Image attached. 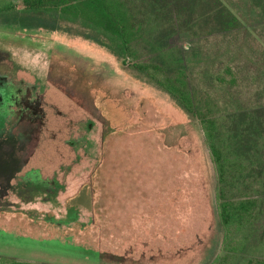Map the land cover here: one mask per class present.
Listing matches in <instances>:
<instances>
[{"label": "rangeland", "instance_id": "obj_1", "mask_svg": "<svg viewBox=\"0 0 264 264\" xmlns=\"http://www.w3.org/2000/svg\"><path fill=\"white\" fill-rule=\"evenodd\" d=\"M221 1L239 19V29L169 36L160 29L154 47L146 40L140 55L155 65L159 52L174 53L184 60L198 99L215 97L223 114L250 112L264 107V15L249 0ZM0 55L41 88L52 82L50 100L65 112L75 109L74 125L86 130L83 139L70 134L68 146L64 137L33 161L50 186L31 178L26 188L23 179L18 198L0 199V256L47 264H211L226 255L200 124L170 96L109 50L62 32L0 24ZM19 86L27 90L23 82ZM50 127L67 129L57 120ZM99 166L105 176L97 179ZM141 168L149 179L131 180ZM110 173L122 177L110 179ZM40 188L49 189L47 197L37 195ZM132 192L157 193L152 201L162 198L164 213L170 212L163 220L146 208L150 220L143 223L136 207L128 211L126 195L137 197ZM239 255L230 264L264 259L254 247Z\"/></svg>", "mask_w": 264, "mask_h": 264}, {"label": "trees", "instance_id": "obj_2", "mask_svg": "<svg viewBox=\"0 0 264 264\" xmlns=\"http://www.w3.org/2000/svg\"><path fill=\"white\" fill-rule=\"evenodd\" d=\"M249 1L264 15V0ZM0 24L24 31L62 32L91 41L170 96L191 120L199 122L214 168L215 209L226 255L211 264H230L251 247L264 253V107L223 114L215 97L195 96L184 60L174 53L159 52L160 64L151 65V58L145 60L140 55L139 47L146 40H152L154 47L160 29L168 36L239 29V19L221 0H0ZM140 171L142 168L130 179H149V173ZM94 175L100 179L105 172L99 166ZM116 175L110 173L108 178ZM133 194L137 197L126 195L128 211L136 207L143 223L150 220L144 214L146 208L156 209L155 215L163 220L170 212L164 213L162 198L152 201L157 193L150 197ZM0 264L47 263L3 255ZM246 264H264V259L249 258Z\"/></svg>", "mask_w": 264, "mask_h": 264}, {"label": "flooded vegetation", "instance_id": "obj_3", "mask_svg": "<svg viewBox=\"0 0 264 264\" xmlns=\"http://www.w3.org/2000/svg\"><path fill=\"white\" fill-rule=\"evenodd\" d=\"M2 62L3 58L0 55V199L4 203L11 197L20 196L23 179L26 188H29L33 181L36 185L45 182L50 186L51 181H47L42 168L36 167L33 161L48 145L57 144V141L66 137L63 142L68 146L70 134L75 133L82 138L81 135L86 133V130L74 125L78 118L72 114L75 109H69L72 112H65L66 110L58 104L54 105L50 100L49 90L52 82L41 88L42 85L36 83L35 78L30 75L22 77L19 69L14 71L10 61ZM16 80L19 81L16 83ZM22 80L25 82L31 80L32 83L29 84H34L27 85L28 83ZM21 82L26 85L27 90L21 91L19 86ZM57 91L62 94L59 87ZM52 120L64 122L67 129L64 127L51 129ZM31 169L40 171L34 173ZM48 192L49 189L40 188L37 195L47 197Z\"/></svg>", "mask_w": 264, "mask_h": 264}]
</instances>
